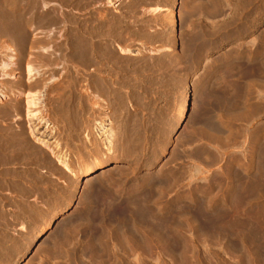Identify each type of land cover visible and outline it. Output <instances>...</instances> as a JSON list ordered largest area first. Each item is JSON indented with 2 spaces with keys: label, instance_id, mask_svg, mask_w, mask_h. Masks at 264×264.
<instances>
[{
  "label": "rangeland",
  "instance_id": "374dc122",
  "mask_svg": "<svg viewBox=\"0 0 264 264\" xmlns=\"http://www.w3.org/2000/svg\"><path fill=\"white\" fill-rule=\"evenodd\" d=\"M47 1L53 9L58 10L63 6L61 7L63 8L62 12L67 19L72 20V18L74 19L75 17L78 21L84 22L83 19L92 17V21L97 23L99 28L103 27L99 29V32H101L99 38L102 40V43L106 42L112 44L110 46V53H115L114 57H121V60L130 62H128L131 65V68H129L130 72L127 74L128 77L126 78V75H124L125 79H123L126 82V86L131 83V86L129 84L128 87L132 88L129 91H133L131 92V97L134 98L132 107L127 108L131 111L132 115L139 112V116H141V119L145 121L147 126H144L143 130L146 131L148 129L146 132H150L151 134L153 132V135H155L152 136L153 139L149 141L147 144L148 147L146 148L148 155L152 153L156 154L154 160L144 163L146 165L143 164V167L141 166L134 175L135 177L132 176V178L136 179L141 175L144 177L145 175L149 176L150 174H154L156 176L163 175L166 181L162 187H158L159 191L158 188H155L156 186L153 182L146 186V191L150 194L151 199H149L148 203L151 204L153 201L156 203L159 208V219L170 220L166 228L162 229L161 235L165 239L166 246L172 247L175 254L170 252L165 253V248L167 247L163 246L161 248V251H163L161 252L160 264H264V195L259 198L238 197L237 191L234 188L236 187L235 185L243 182L241 185L239 184V186L242 188L245 186L244 181L239 179L236 180L237 183H235L233 188H230L231 190L226 189V175L230 163L238 164L237 168L241 171V176L243 178H245L244 176H251L253 172L248 170V154L253 145L251 134L258 126L264 123V107H262L264 106V99L261 97V94H263L261 91L262 89L257 88L260 92V99L250 95L251 97L248 96L242 105H239V103L228 104L223 102L221 96L217 93L211 96L209 92L216 90V87H219L220 91V84H218L217 81L219 82L218 79L220 78L221 69L215 70L216 72L209 69L212 68L211 65L214 64L213 62L221 57L224 50L218 51L220 53L214 52L213 54L206 55V60H201V64L199 63L197 69H195L193 65H189L185 52V39L182 34L183 27L179 16L182 8V4L179 0H94V3L93 1H89L87 6L83 5L85 2H82V0ZM111 1L114 3L116 2V7L110 4ZM212 1L216 2L217 0ZM35 2L36 0H0V61H7L9 56H12L15 60H12L10 63L9 68L11 70H9L8 73H3L0 68V89L2 85L10 87H8L7 93L9 95H11V93L13 94L10 97L12 102L18 95L16 92L18 88L16 86L20 83H24L26 76L23 72V65L18 66L16 63L17 57L20 56L19 46L7 39V33H2L3 21L12 18L10 15L4 18L2 9L19 6L21 4L27 6L33 5ZM260 4H262L261 7L264 12V0H260ZM155 7H159L162 10L159 13H155L153 12ZM171 15L175 16L176 25L174 27L171 26ZM38 27L39 25L37 28ZM61 29L59 27L56 28L53 24L42 26L30 31L29 39L42 40L47 37L61 39L62 35H64L62 37H67L68 32H65L64 29H62V32ZM261 29H264V24L260 25L259 33ZM117 39L121 41V44H127L128 47H126L125 44L122 46H125L128 51H120L114 43ZM6 44L11 48H8ZM40 53H48V51L46 49H27L25 51V60L28 58L34 61V66L41 70L39 74H43L45 72V70H43L45 67H39V65L35 63L37 60L35 57ZM138 53H141V55H137ZM7 55L8 57L6 58ZM210 62H212V64ZM140 63L144 65L147 64L149 65L148 67H150V65L152 66L153 63L155 66L150 67V71L147 70V72L141 69V73V71H139L140 68H138ZM156 64H159V66H156ZM206 65L208 67H205ZM245 65L246 64H244V68L248 69L245 70L246 75L255 73L256 76L264 75L263 70L257 66H255L256 68L254 67L255 70H253V67L249 68L248 65ZM133 67L137 71L132 69ZM153 67L154 69H152ZM155 67H157V70ZM206 68L208 69L206 70ZM59 70L60 69H56V75L54 74L52 77L49 75L51 72H46L45 74L48 79L46 87L42 89L43 92L41 93V105H43L41 110L49 120L51 127L46 128L41 126L39 131L45 134L43 138L49 141L53 146L55 141L59 142L60 148L68 153L73 162H75L74 155H76L77 148H82V144L86 142V137L84 136L85 132H80L78 130L79 136L76 134L74 142H70L72 138L68 135L69 131L66 129L65 122L57 119V116L53 113V102L58 98L55 93L57 92L56 90H61L60 85L62 87L67 85V89L70 88L73 90L74 88L77 93L80 89L77 94L78 97L81 95L80 92H83L87 88V85L83 81L80 84L79 81L76 84L77 86H74L72 83L74 80L73 76L71 80V78H69L71 74H69V76L64 74L60 75L61 73ZM58 77L60 79H58ZM128 79L130 81H128ZM68 81L70 83L69 86ZM47 86L49 89H47ZM54 86L55 88L57 87V89L53 91ZM13 88L15 89L14 91H12ZM219 91L217 92L219 93ZM257 93L254 94L258 95ZM15 95L16 97H14ZM208 95L210 97L205 99ZM22 96H20V100L24 101L25 98ZM184 97H186L189 103L188 117L185 121L175 124L178 108ZM107 99L108 98L103 95H98V98L95 97L94 101L98 106L97 108L95 105V110H97L95 119L97 117V122H103L102 129L107 130L114 127V131H117V125L120 123L121 116L118 113V116L116 115L112 102H109L110 100ZM258 106H261L262 109H260V111H262L260 116L256 113V108ZM212 114L214 115L215 121L219 123L221 131L211 130L207 126L206 123H208V118H210ZM12 120L13 118L10 120L11 126L13 127L15 125L14 128H17L21 119H18V123H16L17 118L14 120L15 123L11 122ZM22 121L23 119L21 123H23ZM158 134L159 137L161 136L160 138L162 140L159 139ZM68 142L70 143L68 144ZM88 146L89 149L92 147L90 145ZM100 147L102 151H105L106 147L103 143H100ZM114 149L116 150L117 147L115 146ZM259 152L260 156H258L262 158V150H259ZM259 157L258 161L260 159ZM134 162L135 160L133 159L124 160L121 156H116V158L107 161L104 166L95 169L91 173L93 176L104 171L101 175L105 174L110 176L109 174H111L112 171L116 172L124 167L134 168L136 166ZM40 171L47 181L49 179V181L51 180L50 182L53 181L55 183L54 187L60 188L65 185V180H67V178L62 171L58 172V174H54L53 177L49 173L48 167H43ZM174 171L178 172L175 173ZM55 175L57 177H55ZM89 175L91 174L80 175L75 179L74 183L77 184V187L73 191L71 201L53 209L47 218L43 212H45V208L51 206V204L47 196L43 194L47 186L45 179L40 181L39 187L35 190L36 192L33 190L29 194L30 196H28L27 200L24 201L27 205H31V207L30 205L27 206L31 211L28 209L24 212L17 210L18 205H15V207L10 200H17L19 197L16 196L13 198L9 195V191L6 190L7 188H5L1 193V196L4 197L6 202V214L5 221H0V254H2L0 255V264H61L63 260L59 258L60 249L63 247L62 250H65V247L67 249V247L71 245H80V243L83 242V237L80 235H82L81 233L83 232L82 230H84V226L80 224L82 222L81 218L80 220H76V215L79 213L80 207H82L81 194L86 183L85 179L92 177ZM171 177L175 180H172L173 178ZM178 177L181 178L182 181L179 180ZM94 179L96 180V178ZM90 180L91 179L88 181ZM42 185H44V188ZM196 188L202 192H197L198 189ZM162 189L164 190L162 194L164 197L161 196L155 200L157 196H159L158 194H161V191L163 192ZM94 192L95 188L90 191V196H92L91 193L94 194ZM181 196L183 197L179 198ZM205 196L208 197L210 201H206ZM202 203H208V205H210L209 211L201 209ZM34 207L37 208L38 212L33 210ZM44 218H46V220L51 219L50 224L41 233L40 237L29 244L27 241L30 236L37 229L39 230L45 225L44 222L46 220ZM108 219L112 222H118L122 228L124 222H127V225L128 222L130 223V218L127 220L121 215H110ZM66 221H68L69 224H65ZM97 225L98 223H92L90 230H96ZM173 226L174 228L172 229ZM27 229L30 230V232L27 233ZM106 229L110 228L106 227ZM141 231L144 237H147L148 232L144 229H141ZM168 234L174 237L173 240L176 239V243L170 242ZM19 241L23 242L22 247L19 246ZM177 243L179 244L177 245ZM53 253L55 255H53ZM154 259L155 257H147L148 264H158Z\"/></svg>",
  "mask_w": 264,
  "mask_h": 264
},
{
  "label": "bare ground",
  "instance_id": "6f19581e",
  "mask_svg": "<svg viewBox=\"0 0 264 264\" xmlns=\"http://www.w3.org/2000/svg\"><path fill=\"white\" fill-rule=\"evenodd\" d=\"M89 1H93L94 3V0H82V2L85 3H81L87 6ZM179 1L182 4L179 16L183 27L182 34L185 39V52L189 65H193L194 68L197 69L199 63L201 64L200 61L206 60V55L213 54L214 52L220 53L218 51L224 50L221 57L217 60L214 62L209 60L214 63L212 64V62H210L212 68L209 70L215 71L221 69L220 78L218 77L219 82L217 81V83L220 84V91L219 87L214 86L216 90L209 92L211 96L217 93L221 96L223 102L228 104L239 103V105H242L248 96L251 97L250 95L259 98L260 92L257 88H261L262 90H260L263 93L261 97L264 99V75L256 76V73L246 75L245 70L248 69L244 68V64L248 65L249 68L257 66L264 72V29H261L259 33L260 25L264 24V12L262 11L260 0H217L216 2L212 0ZM110 4L116 7V2L114 3L111 1ZM61 7L58 10L53 9L47 0H36L33 5L27 6L21 4L19 6L2 9L4 18L9 15L12 17L9 20L6 19V21H3L2 33H7V39L19 46L20 56L17 57L16 63L18 66L23 65V72L26 76V80L24 83H20L16 86L18 89L14 85L18 95L17 97L16 95L14 96L16 99L13 102L10 99L13 94L11 93V95H9L7 93L10 87L8 86V88L7 85H2L0 89V221L5 219L6 214V202L4 197L1 196L3 190L7 188L6 190L9 191V195L13 198L16 196L19 197L17 200L9 199L14 206L18 205L17 210L21 212L27 211V206L30 204L27 205L24 201L27 200L28 196H30L29 194L33 190L35 191L36 188L39 187L40 181L45 179V176H43V173L40 171L43 167L49 168V173L52 177L54 174H58V172L62 171L65 173L68 180H65L66 183L64 186L56 188L54 187L55 183L53 181L50 182L51 180L49 181L48 179L47 181L45 179L47 186L45 187V192L43 193L42 191V193L47 196L51 204V206L46 207L45 212H43L47 218L53 209L71 201L73 191L77 187V184L74 183L77 177L86 174H91L89 176H92L91 172L101 168L107 161L116 158V156H121L124 160L133 159L136 165L134 168L124 167L116 172L112 171V173L109 174L110 176L105 174L101 175V173L104 172L102 171L100 174L93 175L89 178L91 180L93 179L92 181L85 179L86 183L81 194L82 207H80V210L78 209L79 213L76 215V220H80L81 218L82 222L80 224L84 226V230L81 229L83 231L81 233L82 235H80L83 237V242H81L80 245H69L70 247H67V249L65 247V250H62V247L60 249L59 258L63 260L61 264H148L147 257H155L154 260L156 263L158 262V264H160L161 252L163 251H161V248L163 246L167 247L165 248V253H174L172 247L166 246L165 239L161 235L162 229L166 228L170 220L159 219V208L156 203L154 201L152 203L150 202L151 204L148 203L150 194L146 191V186L153 182L157 189L158 187H162L166 181L163 175L156 176L154 174H150L149 176L145 175L144 177L141 175L136 179L132 178L137 170L141 166L143 167L144 163L154 160L156 154L152 153L148 155L146 148L148 147L147 144L149 141H152V136L155 135H153V132L152 134L146 132L148 129H145L146 131L143 130L146 124L145 121L141 119V116H139V112L132 115L131 111L127 108L132 107L134 98L131 97V92L133 91H129L132 88L128 87L129 84L131 86V83L128 84L127 82L128 85L126 86V82L124 81V75H126L125 77L127 78V74L130 72V62L121 60V57H114L115 53H110V46L112 44L106 42L102 43V40L99 38L101 33L99 29L103 27L99 28L98 24L92 21V17H85L86 19H83L84 22L78 21L75 17L70 20L65 17L62 12L63 8ZM161 10V8L155 7L153 12L159 13ZM170 19L171 26L174 27L176 25L175 16L171 15ZM52 24L55 25L56 28L59 27L60 29H64L65 32H68V36L62 37L64 36L62 35L61 39H52L51 37L42 40L29 39L30 31ZM38 25L39 27L37 28ZM114 43L121 52L128 51L126 48L128 47L127 44H121V41L118 39L115 40ZM124 44L126 47L122 46ZM6 46L11 48L7 44ZM27 49H46L48 51V53H40L35 57V59H37L35 63H37L39 67H45L43 69L45 70L43 74H39L41 70L34 66V61L28 58L25 60V51ZM137 55H141V53ZM7 57L8 55L6 58ZM8 58L7 61H0V68L3 73H8L9 70H11L9 66L14 59L12 56ZM157 65L159 66V64H156V66ZM207 65L205 67H208ZM148 66L147 64L144 65L140 63L138 65V68H140L139 71H141V69L146 72L147 70L150 71V67L155 65L152 63V66ZM135 68L133 67L132 69L135 70ZM155 68L157 70V67ZM255 68L253 70H255ZM56 69L62 70H59L61 73L60 75L64 74L69 76V74H71L69 78L73 76V82L71 81L72 78L70 81L74 86L79 81L80 84L83 81L87 85V88L83 92H80L81 95L78 97L77 94L80 89L77 93L74 88L73 90L70 88L67 89V85L63 84L65 87H62L59 81L58 83L61 90L59 89L60 87L58 88L59 90H56L57 92L55 94L58 98L56 97L57 99L53 102L55 104H53V113L57 116V119L65 122L66 129L69 131L68 135L72 138H70L72 140L70 142H74L76 134L79 136V131L85 132L86 134H84L86 142L82 144V148H77L76 155H74L75 162H73L68 153L60 148L59 142L55 141L53 146L49 141L43 138L45 134L39 131L41 126L46 128L51 127L49 120L41 110L43 108V105H41V93L43 92L42 89L45 88L47 84L48 78H46V72H51L49 75L52 77ZM152 69H154V67ZM207 69L208 68H206V70ZM59 77L58 79H60ZM128 81L130 80L128 79ZM69 85L70 83L68 86ZM47 89H49L48 86ZM54 89H57V87L55 88L54 86L53 91ZM14 90L13 88L12 91ZM217 91H219V93ZM22 95L25 98L24 101L20 100V96ZM98 95L106 96L108 98L107 100L112 102L116 115L118 113L121 116H119L120 123L117 125V131H114V127L107 130L102 129L103 122H97V117L95 119L97 110H95L96 103L94 99L95 97L98 98ZM209 97L208 95V97L204 98L208 99ZM204 100L203 102L205 103ZM188 104L186 97H184L180 102L175 124L181 123L187 119ZM261 106L256 108V113H258L257 115L259 116L262 112L260 111ZM12 118L13 120L11 122H14L17 118L16 123H18V119H23V123H21L20 120L17 128H14L15 125L12 127L10 124ZM206 124L211 130H220V125L215 121L213 114L210 115L208 123ZM251 135L253 145L248 154L249 164L247 166L248 170L253 172H250L251 176H244L245 178H243L241 176V171L237 168L238 164L230 163L226 175V189L233 188L235 183H237L236 180L239 179L244 181L245 186L242 188L239 186L240 183L235 185L236 187L234 188L237 191L238 197L259 198L264 195V123L258 126ZM160 137L159 139H161ZM70 142H68V144ZM100 143L105 145V151H102ZM88 145L92 147L89 149ZM115 146L117 147L116 150L114 149ZM259 150H262V158L259 157ZM258 157L260 158L259 161L261 160L260 162L258 161ZM174 172L177 173L178 171ZM55 177L57 176L55 175ZM94 178H96V180ZM172 180L175 179L173 178ZM179 180L182 181L181 178H179ZM242 183L243 182H241V184ZM42 186L44 188V185ZM93 188H95V192L94 194L91 193L92 196H90V191H92ZM198 191L200 192L201 190L198 189L197 192ZM160 193L161 194H158L159 196H157L155 200L161 196L164 197L162 195L164 190ZM182 197L183 196L179 198ZM205 198L206 201L209 200L208 197L205 196ZM209 206L208 203H202L201 209L209 211ZM33 210L38 212L36 207H34ZM110 215H121L127 220L130 218V223L128 222L127 225V222H124L122 228L118 222H112L108 219ZM46 218L44 219L46 220ZM50 220L51 219H47L44 222L45 225L39 230L37 229L30 236L27 241L29 244L40 237L41 233L50 224ZM92 223H98L94 231L90 230ZM65 224H69V222L66 221ZM106 227L110 229H106ZM140 228L148 232L147 237H144ZM173 228L174 226L172 229ZM26 232L28 233L30 230L27 229ZM168 238L172 243L176 241V239L173 240L174 237L169 234ZM22 243L23 242L19 241V246L22 247ZM178 244L179 243H177V245ZM53 255L55 254L53 253Z\"/></svg>",
  "mask_w": 264,
  "mask_h": 264
}]
</instances>
